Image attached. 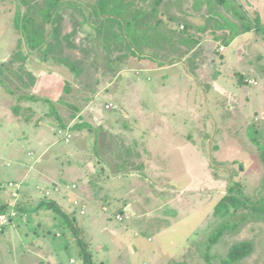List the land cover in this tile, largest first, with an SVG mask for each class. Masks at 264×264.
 <instances>
[{
  "label": "rangeland",
  "instance_id": "rangeland-1",
  "mask_svg": "<svg viewBox=\"0 0 264 264\" xmlns=\"http://www.w3.org/2000/svg\"><path fill=\"white\" fill-rule=\"evenodd\" d=\"M241 9L261 26L224 43L242 31ZM24 10L0 0V207L9 215L17 204L0 264H82L79 242L94 264H264V0H161L158 30L172 37L166 50L142 48L170 64L151 73L66 9L61 47L32 52L14 29ZM115 25L101 35L119 34ZM34 160L42 164L27 176ZM83 179L90 198L79 196ZM9 182L21 185L16 200ZM42 201L60 211L37 209ZM240 243L251 253L236 261Z\"/></svg>",
  "mask_w": 264,
  "mask_h": 264
},
{
  "label": "trees",
  "instance_id": "trees-1",
  "mask_svg": "<svg viewBox=\"0 0 264 264\" xmlns=\"http://www.w3.org/2000/svg\"><path fill=\"white\" fill-rule=\"evenodd\" d=\"M20 1L25 10L17 12L16 18H19L20 25L18 22H15L14 29L21 34L24 43H26V48L28 49L27 45H29L32 52L45 51L47 48L51 50L50 52H55L57 48L59 49L61 47L60 41L62 40L57 39L56 36H60L61 12L65 11V9L72 12H79L83 18L82 24L88 25L96 30L98 34L97 38L105 44L107 49H110L112 46L118 49V46L123 44L126 52L138 59H151L149 53H144L143 50L145 48H142L143 46L149 48L156 45L160 50H166L169 40L172 37L171 32L168 33L164 30L161 32L158 30L161 20L157 19V8L161 4V0H154L144 5L147 7L150 6L148 10L140 8L137 3L145 2V0H43L41 5H33L29 0ZM234 3L237 9L240 8L236 2ZM225 11H228V9ZM240 11L244 14L242 9ZM150 16L152 17L151 21H148ZM231 16H233L232 13ZM237 16H239L237 18L239 23H242L240 25L242 31L240 33H234V29L232 28L227 36H225L226 33L224 31V34H222L225 36L223 37L224 43H230L240 34L250 32L257 26H261V21L258 16H255L253 20H248L245 14H237ZM109 24L119 26L120 33L111 32L105 35V37L102 36L101 33L103 34V31H105ZM46 26L48 28H45ZM183 29V31L189 29V25H184ZM151 33L154 35L152 39L150 38ZM64 38L68 40L69 37L65 35ZM57 61L74 71V68L69 62L66 61L64 63L61 59H57ZM159 63L161 67L170 64V62ZM84 127H87V125L78 124L73 126L74 130ZM88 129L90 130V128ZM251 142L258 145L255 139ZM259 149L262 151L261 147ZM255 207L252 206V208ZM36 208L60 211V208L52 201H42ZM5 209V206L0 207V214ZM66 221L70 224L68 219ZM223 233L224 228L218 230L209 241L215 243ZM79 244L81 246L82 264H94L91 256L85 251L84 245L81 242ZM230 252L232 256L234 255L236 257L237 260H235L239 261L251 253V248L248 243H240L232 247ZM223 263L225 264V262Z\"/></svg>",
  "mask_w": 264,
  "mask_h": 264
},
{
  "label": "crops",
  "instance_id": "crops-1",
  "mask_svg": "<svg viewBox=\"0 0 264 264\" xmlns=\"http://www.w3.org/2000/svg\"><path fill=\"white\" fill-rule=\"evenodd\" d=\"M183 27L184 26H182L181 25V29H183ZM184 30V29H183ZM182 31V30H181ZM149 55H150V57H151V59H149V60H146V59H144V60H142V63L143 62H148V66H146V67H144L145 69L143 70V71H146L147 73H151V72H157V71H161V69L163 68V69H165L164 67H166V66H163V67H160L158 64H154V61L156 60V58L153 56V55H151V53H149ZM162 56L163 55H165V54H161ZM149 57V58H150ZM155 58V59H154ZM164 60H166V59H164ZM138 61L139 60H137V63H138ZM161 60H158V62H160ZM143 64H145V63H143ZM148 67V68H147ZM142 69V68H141ZM162 69V70H163ZM34 70V69H33ZM35 71V70H34ZM141 71V70H140ZM36 72V71H35ZM36 77H38L39 78V75H36ZM146 78L147 79H149V77H147L146 76ZM57 87V85H53L52 86V88H49L48 90L49 91H53V90H55V88ZM63 91L65 90V92H67V93H69L70 92V87L67 85L66 87H65V89L63 88L62 89ZM45 91V90H44ZM48 91V92H49ZM40 92L41 93H43V89H40ZM72 109H73V111L74 112H76V109L74 108V107H72ZM16 117V116H15ZM17 119H18V117H16ZM77 118H79V116L77 117ZM94 120V119H93ZM22 123V122H21ZM89 123H91V122H89ZM23 124V123H22ZM21 124V127H22V133H23V131L26 129H29V132L31 133V131H30V127H32V126H30V125H22ZM87 125V127H84V128H86V129H88V128H90V130H92V128H91V126L90 125H88V124H86ZM29 126V127H28ZM73 127V126H72ZM71 127V128H72ZM34 128V127H33ZM59 129H61V128H59ZM41 135L43 134V128H41ZM58 130V129H57ZM65 130H69V127H67V128H65ZM89 130V129H88ZM24 134V133H23ZM25 137V135H22L21 134V138L20 139H16V140H20L19 141V143H18V145L17 146H19V144L20 143H24V142H27V141H25L24 138ZM12 142V140L11 141H9V143H11ZM26 144V143H25ZM22 146V145H21ZM18 150V148L16 149V151ZM142 152H145V151H142ZM126 153H128V151L126 150ZM30 156H31V154H30ZM141 158H143L142 156H141ZM42 160V159H41ZM41 160H40V162H39V160H34V162H33V164H31V165H33V166H31V165H29V167H28V171L26 172V175L28 176V172L29 171H33L34 170V168H39V166H41V164H42V162H41ZM126 160V159H125ZM124 160V162H126ZM39 162V164H37ZM36 163V164H35ZM127 163V162H126ZM130 163H132L131 161H130ZM138 164H142L144 167H146V165H147V163L145 164V162L142 160L141 162H138ZM16 165H20V163H17ZM138 167L139 168H141V165H138ZM16 173V170H14V171H12V172H10V173H8V174H11V173ZM40 172V169H39V171H38V173ZM41 173H42V178L43 177H45V178H47V174H45L44 172H42L41 171ZM119 180H124V179H119ZM14 183H16V182H14ZM18 185H19V190L21 189V185L19 184V183H17ZM90 182L89 181H87V179H83L82 180V185H81V187H80V189H79V196H82V197H84V198H90V196L88 195V191L90 190ZM59 184H57V183H53V187L54 186H58ZM19 190H18V193H19ZM40 190V189H39ZM9 195H10V197H11V191H10V193H9ZM12 198V197H11ZM18 198V197H17ZM125 211H127V212H130V207L129 206H127V209L125 210Z\"/></svg>",
  "mask_w": 264,
  "mask_h": 264
},
{
  "label": "built area",
  "instance_id": "built-area-1",
  "mask_svg": "<svg viewBox=\"0 0 264 264\" xmlns=\"http://www.w3.org/2000/svg\"><path fill=\"white\" fill-rule=\"evenodd\" d=\"M112 108V105L109 104V105H106V109H110ZM59 131H57V133L59 135H62L63 136V142L65 144H67L70 139H71V133L69 132H65L63 131L62 129H58ZM72 189L75 188V186H71ZM6 188H8L10 191H11V197L14 198V199H17L18 197V190H19V185L17 183H14V182H9L7 185H6ZM74 206H79L80 207V211L79 213L80 214H84V210H85V207L84 206H80L79 202L78 201H74ZM16 204H14L12 207L9 208V212L10 214L9 215H6V213H1L0 214V233L2 232V229L7 225L9 224V221L10 219H12L15 215H16ZM116 219L117 220H121L122 218L119 216V215H116ZM71 264H76L74 261H71Z\"/></svg>",
  "mask_w": 264,
  "mask_h": 264
},
{
  "label": "clouds",
  "instance_id": "clouds-1",
  "mask_svg": "<svg viewBox=\"0 0 264 264\" xmlns=\"http://www.w3.org/2000/svg\"><path fill=\"white\" fill-rule=\"evenodd\" d=\"M16 200V199H15ZM17 205V204H16Z\"/></svg>",
  "mask_w": 264,
  "mask_h": 264
}]
</instances>
